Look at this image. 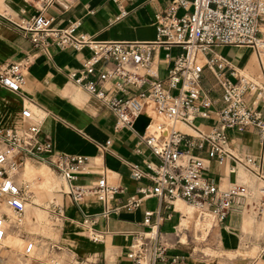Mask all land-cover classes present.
Returning a JSON list of instances; mask_svg holds the SVG:
<instances>
[{
    "label": "built area",
    "instance_id": "obj_1",
    "mask_svg": "<svg viewBox=\"0 0 264 264\" xmlns=\"http://www.w3.org/2000/svg\"><path fill=\"white\" fill-rule=\"evenodd\" d=\"M54 1L38 0L41 7L36 15L11 23L29 39L33 53L2 66L0 87L21 93L35 56L49 47L88 50L90 57L70 78L105 104L115 117L116 132L134 130V123L141 115L149 118L141 141L155 160L145 162L144 169L131 165V175L137 181L148 180L151 185L139 187L124 204L113 207L112 200L123 189L109 183V171L102 167L111 140L100 146L94 160L101 176L98 184H79L81 176L92 173L91 158L57 153L50 136L41 130L45 113L38 116L32 108L24 107L21 112L24 125L0 128V210L7 208L18 225L22 224L32 197L14 177L29 160L53 170L66 185L62 193L77 207L89 195L95 196L103 206L101 216L105 218L121 209L136 210L144 200L157 198L160 208L145 212L146 230L133 236L127 252L129 264H189L190 255L180 249L187 244L189 228L180 223L172 237L162 230L176 212L182 222L189 220L177 209L176 202L191 208L197 220L209 219L218 226L227 220L235 206H243L248 199L251 202L245 206L260 214L264 206L263 159L237 155L229 132L254 129L264 146V36L260 31L264 0H173L166 12L154 16L156 39L151 42L98 41L79 32L81 20L61 26L54 18L44 15ZM180 9L187 11L179 15ZM126 14L121 10L117 19ZM226 46L252 50L261 62L263 78L242 75L234 68L231 78L228 77L225 71L230 66L216 51ZM175 50L177 53L173 56ZM158 55L163 56L166 64L163 78L157 65ZM206 67L222 89L219 116L209 130L195 123L197 118L208 119L211 115L213 101L201 85ZM152 117L160 122L149 132ZM179 124L193 133L178 129ZM194 149L206 152L207 156L192 154ZM210 160L221 166L231 163L230 173H236L238 168L252 173L258 179V188L252 190L233 183L221 189L206 177ZM48 213L57 220L65 216L63 206L56 201L50 203ZM95 223L84 220L90 239L99 242L103 236L94 230ZM15 229L8 213L0 212V264L8 262L13 254L14 249L8 243ZM35 245L28 242L20 254L31 256ZM258 260L264 263V245ZM73 262L78 263L76 259Z\"/></svg>",
    "mask_w": 264,
    "mask_h": 264
},
{
    "label": "crops",
    "instance_id": "obj_2",
    "mask_svg": "<svg viewBox=\"0 0 264 264\" xmlns=\"http://www.w3.org/2000/svg\"><path fill=\"white\" fill-rule=\"evenodd\" d=\"M119 1L118 5L114 0H55L46 8L44 15L54 18L61 26H66L69 21L81 20L79 32L88 34L98 41L151 42L156 39L154 16L166 12L173 2V0ZM40 7L38 0H0V69L33 53L29 39L14 29L11 23L28 20L38 13ZM121 10L127 14L117 19ZM186 11L180 9L178 14L182 15ZM260 31L264 36V21L261 23ZM216 51L230 66L225 71L228 77L231 78V69L234 68L242 75L257 80L263 78L261 62L252 50L226 46ZM176 53L175 50L173 56ZM89 57L88 50L78 51L73 48L49 47L39 52L26 76L21 93H13L0 87V128L24 125L21 116L24 107L32 108L38 116L42 112L45 113L41 126L42 133L50 136L57 153L91 158L89 167L92 173L81 176L79 184L94 186L101 178L99 167L95 166L94 160L99 155L100 146L111 140L112 144L102 159V167L109 171V183L123 189V192L117 194L111 202L113 207H120L130 196L136 194L139 187L151 185L148 180H135L131 175V165H138L144 169L145 162L155 159L141 141L142 133L130 129L116 132L115 117L105 104L71 80L70 74L80 70ZM162 59L163 56L158 55L157 65L163 78L166 64ZM201 85L203 92L211 98L213 104L210 108V117L197 118L195 123L209 130L216 124L219 116L222 89L207 67L204 69ZM229 137L237 155H251L262 158L264 162V146L261 145L256 130H232ZM191 153L207 156L206 152L196 149ZM229 166L231 163L221 166L210 160L207 163L206 177L221 189L233 183L247 186L245 182L247 174L241 171H248L238 168L236 173H230ZM257 184L259 185V182ZM60 205L64 208V218L57 220L50 215L58 239L47 238V247L62 254H72L78 262L76 264H129L127 252L133 236L136 232L146 230L143 225L145 212L160 208L159 200L150 198L144 200L136 210L121 209L105 218L101 216L102 204L93 195H89L77 207L63 194ZM240 207L235 206L227 220L221 224L225 230H232V235L242 229V222L245 219L244 216H240ZM85 219L96 222L94 230L102 234L101 241L95 242L90 239L84 224ZM182 220L180 214L176 212L171 221L164 223L162 230L172 237L180 223L188 227L189 222L186 224L187 220L183 222ZM249 222L246 221L247 224H250ZM260 245L262 249L264 241L260 242ZM185 247L187 246L180 249L187 253ZM188 254L189 264H223L218 259L204 260L193 253ZM252 264L264 263L259 262L257 258Z\"/></svg>",
    "mask_w": 264,
    "mask_h": 264
},
{
    "label": "rangeland",
    "instance_id": "obj_3",
    "mask_svg": "<svg viewBox=\"0 0 264 264\" xmlns=\"http://www.w3.org/2000/svg\"><path fill=\"white\" fill-rule=\"evenodd\" d=\"M185 126L178 125V129L185 133L193 132L186 130ZM25 168L15 173L16 183L27 188L30 193L31 203L27 208L26 216L21 225L6 210L10 217L11 224L16 227L11 235L8 245L14 249L9 261L4 264H68L73 262V255L61 253L48 249L46 239H58V234L54 230L53 220L48 213V206L53 201L61 203L63 191L66 185L63 180L48 166L41 162L29 160ZM28 169V170H26ZM245 175V182L249 189H257V177L250 172L241 171ZM248 182V183H247ZM259 203V197L255 200ZM248 204L251 199L246 201ZM177 209H180L190 219L187 232V253H193L194 256L202 257L204 260L218 259L223 264H252L257 260L261 251L260 242L264 241V211L257 214L250 206L239 208L243 219L242 229L237 234L232 235V230L224 229L223 225L218 226L207 220H197L195 212L186 207L179 201ZM192 219V220H191ZM191 221V222H190ZM246 221H250L247 224ZM209 224V225H208ZM234 231V230H233ZM236 231V230H235ZM23 237V238H22ZM183 240L186 241L185 236ZM28 242H34L36 245L34 252L29 257H23L20 253L24 250ZM182 250V249H181Z\"/></svg>",
    "mask_w": 264,
    "mask_h": 264
},
{
    "label": "water",
    "instance_id": "obj_4",
    "mask_svg": "<svg viewBox=\"0 0 264 264\" xmlns=\"http://www.w3.org/2000/svg\"><path fill=\"white\" fill-rule=\"evenodd\" d=\"M149 123H150L149 118L144 115H141L135 121L133 128L139 133H144Z\"/></svg>",
    "mask_w": 264,
    "mask_h": 264
},
{
    "label": "bare ground",
    "instance_id": "obj_5",
    "mask_svg": "<svg viewBox=\"0 0 264 264\" xmlns=\"http://www.w3.org/2000/svg\"><path fill=\"white\" fill-rule=\"evenodd\" d=\"M153 118V117H152ZM158 122H160L159 120H157L156 118H153V122H152V124H151V127L149 128V132H151L152 130H153V128L156 126V123H158ZM185 128V127H184ZM188 132H189V129H186ZM187 207V206H186ZM4 209H6V210H8L7 208H2L1 210H0V212H6V210H4ZM191 209V208H190ZM188 219H190V218H188ZM192 220V219H191ZM209 219H207V221H208ZM191 222V221H190ZM208 222H210V220L208 221ZM209 225V224H208ZM209 227H212V222H210V225H209Z\"/></svg>",
    "mask_w": 264,
    "mask_h": 264
}]
</instances>
